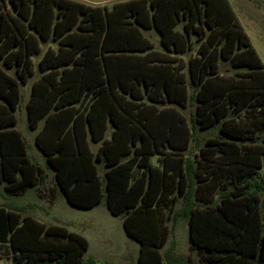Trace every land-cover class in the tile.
<instances>
[{
	"label": "trees",
	"instance_id": "trees-1",
	"mask_svg": "<svg viewBox=\"0 0 264 264\" xmlns=\"http://www.w3.org/2000/svg\"><path fill=\"white\" fill-rule=\"evenodd\" d=\"M37 70V145L70 204L123 217L131 264H199L161 252L181 215L200 264H264V61L230 0H0V184L14 195L43 179L14 127ZM89 248L0 205V258L96 264Z\"/></svg>",
	"mask_w": 264,
	"mask_h": 264
},
{
	"label": "rangeland",
	"instance_id": "rangeland-1",
	"mask_svg": "<svg viewBox=\"0 0 264 264\" xmlns=\"http://www.w3.org/2000/svg\"><path fill=\"white\" fill-rule=\"evenodd\" d=\"M82 1L91 4H95L97 1H103L102 5L111 6L114 2L121 0ZM230 1L264 61V0ZM155 41L158 43L156 37ZM23 92L25 95H28L29 89L25 88ZM186 112L188 113V110ZM17 116L19 119L18 128L24 132L23 125L27 123V115L26 113L22 115L20 109H18ZM25 134L29 139L33 135V132L29 131L27 133L25 131ZM214 134L215 131L213 130L210 132H202L198 135L201 141L204 142L208 136ZM193 150L194 153L192 156L198 152L196 143L193 144ZM29 152L31 154L30 145ZM37 152L41 157V159H37V161L47 169V164L41 152L38 150ZM262 173L264 174V169ZM35 200L37 202L44 201L34 189L29 190V192L22 196H10L0 187V203L2 205L17 204L26 206L28 202H33ZM182 206L183 200L178 201L175 212H179ZM23 208L25 209V207ZM51 212L52 216L57 217L56 222L58 224L65 225L70 230L84 234L88 238L90 248L85 255L86 259L94 258L96 264H131L135 261L137 262L140 243L127 234L123 217L113 215L108 209L105 200L94 208L84 209L70 204L59 193L58 199ZM24 213H27V211H24ZM186 224L185 217H178L174 223L171 222L173 232L165 247L166 249H162L165 251V254L171 251L180 256L191 255L193 258L197 257V252L189 248V235ZM0 264H13V259L8 257L0 258Z\"/></svg>",
	"mask_w": 264,
	"mask_h": 264
},
{
	"label": "crops",
	"instance_id": "crops-1",
	"mask_svg": "<svg viewBox=\"0 0 264 264\" xmlns=\"http://www.w3.org/2000/svg\"><path fill=\"white\" fill-rule=\"evenodd\" d=\"M103 1H97L95 4H98V5H102ZM233 5V4H232ZM236 11V10H235ZM237 12V11H236ZM35 61L37 62L38 61V57L36 56L35 57ZM36 69H37V66H36ZM39 71L37 70L36 71V74L34 77H32L30 79V81L27 83V84H22L21 85V92H22V99H21V102H20V105L18 107V109H20L21 111V114L22 115H27V123L23 125V128L24 130L28 133L29 131H32L33 132V135L28 139V137L26 136L25 134V131L23 132L21 129L18 128V124H19V119H18V116H17V111L18 109L15 111V114L17 116V124L14 126L16 129H18L26 143H27V150H28V154L30 155V157L33 159V161H35L43 170V179L42 181L39 183L38 186H35V187H30L24 194L22 195H25L27 192H29V190L31 189H34L38 192L39 194V197L44 200L42 202H37L36 200L33 201V202H28L26 206H20V205H15V204H12V205H4V206H8V207H14V208H17L19 210H21V212L24 214V215H31L35 218H37L38 220L42 221V222H45L47 224H58L56 222L57 220V217H54L52 216V208L53 206L55 205L57 199H58V196H59V193L68 201V199L66 198V196L63 194V192L59 189L58 185H57V181H56V177H55V174H56V171L49 165L48 161H47V158H46V155L44 154V152L40 149V147L37 145V135L38 133L43 129L44 125H45V119H42L40 120L38 126L36 128H32L30 126V121H29V113H28V103H29V100H30V97H31V92H32V85L34 83V81L36 80V78L39 76ZM29 89V93L28 95H25L24 92H23V89ZM25 117V116H24ZM112 131H113V127L110 126L109 130H108V133H107V136L110 137L111 134H112ZM29 145H30V150H31V154L29 152ZM99 143H93L92 144V148L96 151L99 147ZM41 152V155L43 156L46 164H47V169L41 164L39 163V161H37V159H41L40 157V154L37 152V150ZM100 174L101 176L103 177L104 176V167L102 165H100ZM0 187H2L4 189V191L10 195V196H22V195H14V194H10L8 191H6L5 189V182L4 183H1L0 184ZM61 191V192H60ZM3 193V192H1ZM175 194L178 195V201H181V200H184L183 196H180L179 193L177 192V190L175 191ZM69 202V201H68ZM101 204V203H100ZM0 205H2L0 203ZM99 205V204H98ZM96 205V206H98ZM95 206V207H96ZM25 207V209L23 208ZM94 208V207H93ZM27 213H24V211ZM176 210V208H175ZM178 217H185L184 215H181V216H176L175 219H173L171 222L174 223L175 220L178 218ZM186 218V227L188 229V235H189V248L190 250L191 249V242H190V233H189V222H188V218ZM177 222V221H176ZM172 232H173V228H172ZM84 235V234H83ZM172 235V233H171ZM170 235V237H171ZM170 240V238H169ZM168 240V242H169ZM168 242L161 248V252L163 254H165V251H163L162 249L166 247V245L168 244ZM166 249V248H165ZM139 251H140V246H139ZM194 251V250H193ZM196 252V251H195ZM138 256H139V253H138ZM138 256H137V259H138ZM193 260L196 262V263H203L201 262L200 258H199V255H197L196 258H193Z\"/></svg>",
	"mask_w": 264,
	"mask_h": 264
}]
</instances>
